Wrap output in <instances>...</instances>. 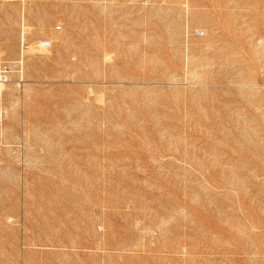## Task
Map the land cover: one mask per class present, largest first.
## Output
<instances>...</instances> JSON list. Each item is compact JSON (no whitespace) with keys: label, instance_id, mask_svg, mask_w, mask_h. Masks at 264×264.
<instances>
[{"label":"rangeland","instance_id":"374dc122","mask_svg":"<svg viewBox=\"0 0 264 264\" xmlns=\"http://www.w3.org/2000/svg\"><path fill=\"white\" fill-rule=\"evenodd\" d=\"M0 60V264H264V0H0Z\"/></svg>","mask_w":264,"mask_h":264},{"label":"built area","instance_id":"2783aa9c","mask_svg":"<svg viewBox=\"0 0 264 264\" xmlns=\"http://www.w3.org/2000/svg\"><path fill=\"white\" fill-rule=\"evenodd\" d=\"M22 49L27 48V45L23 42L22 44ZM13 66L12 64L0 60V95L3 93V87L8 86L9 83L11 82V75L13 73ZM22 83V82H20ZM7 112L6 109L0 101V125L3 124L5 118H6Z\"/></svg>","mask_w":264,"mask_h":264}]
</instances>
